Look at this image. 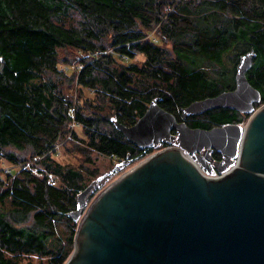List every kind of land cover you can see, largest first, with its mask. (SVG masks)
<instances>
[{
  "label": "trees",
  "instance_id": "trees-1",
  "mask_svg": "<svg viewBox=\"0 0 264 264\" xmlns=\"http://www.w3.org/2000/svg\"><path fill=\"white\" fill-rule=\"evenodd\" d=\"M250 49L246 77L263 103L264 0H0V157L43 168L0 178V264H63L73 248L67 214L96 174L55 162L58 144L118 163L173 146L138 148L114 127L132 125L152 99L192 128L241 124L248 115L235 110L182 119L181 108L233 89Z\"/></svg>",
  "mask_w": 264,
  "mask_h": 264
},
{
  "label": "water",
  "instance_id": "water-1",
  "mask_svg": "<svg viewBox=\"0 0 264 264\" xmlns=\"http://www.w3.org/2000/svg\"><path fill=\"white\" fill-rule=\"evenodd\" d=\"M254 58L253 49L239 56L233 89L181 108L183 119L235 110L248 115L244 124L192 128L157 99L132 125L114 122L138 148L174 145L148 154L96 196L97 181L79 192L67 214L77 227L63 264H264V102L255 107L261 95L246 77ZM212 150L222 158L214 177L193 161L206 170Z\"/></svg>",
  "mask_w": 264,
  "mask_h": 264
},
{
  "label": "rangeland",
  "instance_id": "rangeland-1",
  "mask_svg": "<svg viewBox=\"0 0 264 264\" xmlns=\"http://www.w3.org/2000/svg\"><path fill=\"white\" fill-rule=\"evenodd\" d=\"M64 55V54H61ZM66 56V55H64ZM232 65V62L229 63ZM69 67L72 68V70L75 68L74 65H62V68ZM86 92V95L91 97L92 94L89 92ZM73 99L77 100L78 94L73 90ZM246 121V120H245ZM245 121L241 124H244ZM74 129L78 133L79 136H82V132L80 127L75 126ZM155 152V151H154ZM52 158L55 162L65 165V166H70L73 168H80L81 166H85L89 168L90 170L95 171L96 176L90 175L91 178H93L94 181L100 182L98 183V188L97 190L93 193V196H96L103 188H105L107 185H109L111 182H113L115 179H117L120 175L125 173L127 170L135 166L139 161L136 162H130V163H118L117 160L112 159L111 157L104 156L101 154H98L96 152H92L90 155L91 161H86V157L81 155L74 147L73 142H66L60 143L56 146L55 150L52 153ZM37 159H26L24 162L20 164H10L9 162L3 160L0 157V178L5 179V176L8 174L9 171H16L19 168H26V169H31L32 172L38 173L39 169H43L38 162H36ZM39 175V173H38ZM49 177L53 178L56 181L57 184V179L52 175L49 174ZM90 181V180H89ZM55 184V185H56ZM91 198H89V202ZM88 204V203H87ZM31 260L33 264H38V257L33 256L31 257ZM42 261L45 260V258L41 259ZM24 261H26L24 259Z\"/></svg>",
  "mask_w": 264,
  "mask_h": 264
},
{
  "label": "flooded vegetation",
  "instance_id": "flooded-vegetation-1",
  "mask_svg": "<svg viewBox=\"0 0 264 264\" xmlns=\"http://www.w3.org/2000/svg\"><path fill=\"white\" fill-rule=\"evenodd\" d=\"M249 71V70H248ZM247 71V72H248ZM262 100V99H261ZM262 102L260 101L259 103H255V105L256 104H258V106L261 104ZM176 119H177V122H180L181 120L178 118V117H176ZM183 119V118H182ZM187 119V118H186ZM171 133L172 134H175V130H172L171 131ZM160 142H163L162 140L160 141ZM159 142V143H160ZM164 143V142H163ZM168 144H170V145H174L173 143H168ZM194 155H196V156H199V157H201V155H202V153H195ZM210 155H211V160H209L208 161V168L206 169L207 171H217V169L215 168V164H217V162H219V161H221L222 160V158H221V155L219 154V153H217L216 151H214V150H212L211 152H210ZM219 164V163H218ZM221 165V164H220ZM218 172V171H217Z\"/></svg>",
  "mask_w": 264,
  "mask_h": 264
},
{
  "label": "built area",
  "instance_id": "built-area-1",
  "mask_svg": "<svg viewBox=\"0 0 264 264\" xmlns=\"http://www.w3.org/2000/svg\"><path fill=\"white\" fill-rule=\"evenodd\" d=\"M193 161L198 166V168L201 170V172L204 173L206 176H212V177H214V176H218L219 175V172H217V171H210V172L209 171H206L201 166V164L198 162L197 159H194ZM49 183H51L52 185H55L56 184V181L53 178L50 177L49 178Z\"/></svg>",
  "mask_w": 264,
  "mask_h": 264
},
{
  "label": "bare ground",
  "instance_id": "bare-ground-1",
  "mask_svg": "<svg viewBox=\"0 0 264 264\" xmlns=\"http://www.w3.org/2000/svg\"><path fill=\"white\" fill-rule=\"evenodd\" d=\"M254 61V60H253Z\"/></svg>",
  "mask_w": 264,
  "mask_h": 264
}]
</instances>
